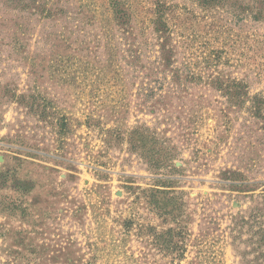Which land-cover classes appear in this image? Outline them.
I'll use <instances>...</instances> for the list:
<instances>
[{"label": "rangeland", "instance_id": "obj_1", "mask_svg": "<svg viewBox=\"0 0 264 264\" xmlns=\"http://www.w3.org/2000/svg\"><path fill=\"white\" fill-rule=\"evenodd\" d=\"M263 9L0 0V264H264Z\"/></svg>", "mask_w": 264, "mask_h": 264}, {"label": "trees", "instance_id": "obj_2", "mask_svg": "<svg viewBox=\"0 0 264 264\" xmlns=\"http://www.w3.org/2000/svg\"><path fill=\"white\" fill-rule=\"evenodd\" d=\"M203 3H206L207 6H213L215 5L217 2H219V0H202ZM256 17H254L256 20H261L262 18H264V9L259 11V13L255 14ZM240 88H242L240 85H235L234 89L235 91H238ZM230 87H227L226 92L228 94L229 97H234V94L231 93ZM235 93V97L236 96H243L242 93H238V92H234ZM247 95V94H244ZM252 101V106H251V111L253 113L254 116H256L257 118H261L264 120V96H255L254 98L251 99Z\"/></svg>", "mask_w": 264, "mask_h": 264}]
</instances>
